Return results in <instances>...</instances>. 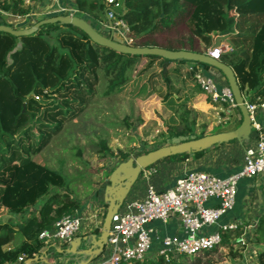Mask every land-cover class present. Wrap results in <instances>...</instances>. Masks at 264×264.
Segmentation results:
<instances>
[{"label": "trees", "instance_id": "obj_1", "mask_svg": "<svg viewBox=\"0 0 264 264\" xmlns=\"http://www.w3.org/2000/svg\"><path fill=\"white\" fill-rule=\"evenodd\" d=\"M69 1L95 29L96 22L106 21L109 6L104 0ZM119 1L124 6L119 17L127 24L134 46L206 52L216 36L225 37L229 50L219 60L233 70L243 99L251 103L264 99V0ZM32 9L33 5L21 0H0V24L15 28L14 21ZM179 23L185 31L176 45L154 40ZM53 66L63 73L56 72L49 79L46 70ZM189 66L211 68L199 62L116 52L93 43L79 28L60 22L43 24L25 36L0 31V217H8L0 221V264H14L21 255L22 264L47 251L49 245L38 239L39 232L80 209V201L67 189L65 174L50 168L41 152L89 105L99 71L107 80L108 94L116 91L130 99L146 100L151 95L159 99L162 124L154 136L159 146L220 132L217 128L207 131L205 123L197 120L200 112L188 106L198 88ZM235 109L239 119L232 129L241 121L240 110ZM99 145L104 162L108 157H117L119 162L129 157L125 152L114 154L104 141ZM206 151L175 154L158 162L195 160ZM243 230L242 224L220 229L216 247L226 248L235 258L245 245L238 241ZM248 242L264 244V214ZM212 250L169 259L155 254L120 264H201ZM256 260L264 264V248L256 250Z\"/></svg>", "mask_w": 264, "mask_h": 264}, {"label": "built area", "instance_id": "obj_2", "mask_svg": "<svg viewBox=\"0 0 264 264\" xmlns=\"http://www.w3.org/2000/svg\"><path fill=\"white\" fill-rule=\"evenodd\" d=\"M21 1L30 5L39 2L54 5L58 0ZM104 2L108 4L109 9L106 12V21L102 24L107 28L108 36L115 41L133 45L134 39L129 28L119 17L124 11L122 3L119 0ZM59 9L63 13L66 11L64 7ZM118 9L121 10L119 13ZM227 50L229 46L221 44L207 48L205 53L219 59L220 54ZM188 70L192 72L197 86L210 102L225 103L229 108L237 107L228 85L218 87L212 76L201 66H189ZM244 105L248 111L251 128L256 131V137L244 148L240 171L228 176H217L203 169H195L178 176L169 187L156 188L153 184L146 185L140 199H125L117 209L111 217L102 253L86 264H120L152 257L155 253L163 255L165 259L175 258L179 254L198 255L214 249L220 243V229H236L241 225V222L219 225V220L234 205L238 180L264 174V136L256 117L259 111H264V99L255 103L244 100ZM154 173L155 169L148 167L142 170L141 176L149 178ZM210 201L212 203L208 204ZM171 217L178 219L181 233L155 236L156 229L151 224L155 221L165 223ZM81 222V213L75 211L57 220L51 228L39 232L38 239L46 245L65 243L75 235ZM216 225L219 227L215 231H203L204 228ZM154 240L158 244L155 253ZM238 241L240 244L245 243L242 235ZM22 259L21 255L17 261Z\"/></svg>", "mask_w": 264, "mask_h": 264}, {"label": "rangeland", "instance_id": "obj_3", "mask_svg": "<svg viewBox=\"0 0 264 264\" xmlns=\"http://www.w3.org/2000/svg\"><path fill=\"white\" fill-rule=\"evenodd\" d=\"M59 7L66 8V11L61 12ZM165 7L168 9L169 3H166ZM66 14L81 15L79 11L77 12L73 8L69 0H58L54 3L53 9L50 6L46 10L33 5L32 12L14 21L13 27L16 29L27 28L40 19ZM82 18L91 24L89 18ZM184 31V25L179 23L171 29L154 36V40L160 45L173 46L176 45L177 37L183 34ZM102 33V35L108 36L106 32L102 31ZM56 68L57 66H53L52 69L46 70L49 79L56 72L63 73L61 71L63 69ZM210 69L218 73L217 69L213 67ZM98 76L99 82L96 85V94L89 105L78 118L65 124L63 130L54 136L41 152V156L50 168L60 169L65 174L68 190L74 189V185L77 183L76 180L91 179V175L101 173L102 170L103 173L101 174L107 176L104 172L107 163L111 161L114 165L119 162L117 157H108L110 159L104 162L105 157L102 156L100 141H104L106 147L114 154L125 152L129 154V157H135L139 153L142 154L146 150L159 146L154 137L162 124L156 96L151 95L146 100H139L130 99L116 91L108 94L109 87L106 78L100 71ZM223 109L225 111L217 112L218 117L214 114V111L211 112L213 117L210 115L208 119L205 116L201 117V120L204 119L201 122L205 123L207 130L213 129L215 126L224 127L230 124L229 116L220 114L226 112V104ZM76 188L81 189L78 186ZM136 198L140 199L141 197ZM6 219H8L7 216L0 217V221ZM9 220H13V218H9ZM246 242L248 241H245V244H247ZM248 244L249 247L244 245L246 252L243 251V248L241 250L243 252L240 251L235 258L229 256L230 254L226 248L218 246L207 257H203L201 264H256L255 249L252 243ZM257 246L258 248H264V244ZM155 251L153 249L154 253Z\"/></svg>", "mask_w": 264, "mask_h": 264}, {"label": "crops", "instance_id": "obj_4", "mask_svg": "<svg viewBox=\"0 0 264 264\" xmlns=\"http://www.w3.org/2000/svg\"><path fill=\"white\" fill-rule=\"evenodd\" d=\"M71 2V1H70ZM73 5V4H72ZM35 6L39 9L46 10L47 8L53 9V5H46L39 2ZM73 8L76 7L73 5ZM78 12V10L76 9ZM96 30L103 34L102 31L107 32V28L101 22H96ZM215 45H228V41L223 36H216L213 40ZM201 45V44H200ZM210 48V47H209ZM205 72L212 76L216 85L218 87L227 85V82L224 76L220 71L216 73L212 69H205ZM158 108L160 109L159 99L156 97ZM191 109L197 110L200 112V116L197 118L199 122L202 116H205L207 119L209 115L213 117L211 112L218 117L217 112L223 111L222 103H212L210 102L205 94L197 88L196 94L194 95L193 100L188 104ZM225 111V110H224ZM221 115L229 116L230 124L226 126H215L214 129H221L222 131L232 129L233 125H236L239 119V114L235 108H229L226 105V112L220 113ZM257 121L260 125V131L264 136V111H259L257 113ZM239 125V124H238ZM237 125V126H238ZM236 126V127H237ZM208 129L207 131H213ZM220 130V131H221ZM256 137V131L251 128V133L247 142H238L237 140L228 141L216 146H211L207 149L203 155L195 160H184V161H168L163 160L157 162L155 165V173L149 178H144L139 176L138 180L131 187L126 200H134L136 197L140 198L143 196L144 189L146 185L153 184L156 188H164L172 186L178 176L183 173L195 169H203L208 172H211L217 176H228L240 171L242 165V158L244 153V148L247 143H252ZM119 162H117L118 164ZM113 162H108L104 168L105 174L108 173L117 165ZM103 173V170L101 171ZM100 172L94 173L91 175L90 181L87 180H76L75 187L73 190H70L72 196L76 197L80 201V209L78 210L82 215V222L73 237L65 243L56 242L50 243L47 251H43L50 258H55L53 261L57 264H62L65 262V259L68 258L65 252L59 253V249L63 250L69 247V242L76 237L83 239L84 237H89L91 234L98 235L101 230V225L103 217L106 211V203L104 202L103 187L106 184V177ZM75 181V182H76ZM80 181V182H79ZM86 182V183H85ZM81 189H77L76 187ZM210 201L208 204H211ZM264 214V174L257 175L255 177H242L238 180L236 187V196L235 202L231 210H229L220 220V224L230 223V222H241L244 226L243 234L245 241H249L252 237V232L256 226L257 219ZM219 225L204 228V232L215 231ZM156 229L155 236H162L166 234H180V225L176 217H171L165 223L155 221L151 224ZM249 242L245 244L249 247ZM84 241L77 247L78 250L85 248ZM157 242L154 240V249H156ZM253 248L255 249L254 257L256 259V250L258 249L259 244L252 243ZM105 247V246H104ZM246 247L243 251L246 252ZM104 249V248H103ZM241 251V252H243ZM41 252V256L44 253ZM102 253V252H101ZM153 253V252H152ZM240 253V252H239ZM239 255V254H238ZM237 255V256H238ZM66 264H78L84 256L80 254H75L69 256ZM96 257V256H95ZM57 258V259H56ZM94 258V257H93ZM92 260V259H91ZM257 261V260H256ZM14 264H21L16 262ZM243 264V263H242ZM257 264V262H256Z\"/></svg>", "mask_w": 264, "mask_h": 264}, {"label": "water", "instance_id": "obj_5", "mask_svg": "<svg viewBox=\"0 0 264 264\" xmlns=\"http://www.w3.org/2000/svg\"><path fill=\"white\" fill-rule=\"evenodd\" d=\"M55 22L75 26L82 30L93 43L108 47L116 52L132 55H156L169 60L181 59L209 65L220 71L224 76L241 113V121L234 129L210 133L199 138L178 143L162 145L146 153L136 155L135 157L130 156L126 160L120 161L108 173L106 177V184L103 187L106 211L103 217L100 233L98 235L91 234L89 237H84L83 239L76 237L69 242L68 248L63 250L59 249V253L65 252L68 254V258H66L65 262L62 264H66L67 260L70 258L69 254H80L84 256V258L80 260L78 264H86L93 257L100 255L103 251L107 241L111 217L122 205L131 187L138 180L143 169L155 164L162 158L175 154H192L193 152L208 149L213 145L225 143L231 140H237L240 143L247 142L251 133V122L233 70L219 59H215L205 52H195L185 49L172 50L159 46L127 45L113 40L110 36L106 37L102 35L82 17L69 14L46 17L36 21L30 27L21 29L0 24V31L14 36H25L34 33L43 24ZM82 241L85 243V248L78 250L77 247L80 246ZM43 253V256L35 255L33 258L26 259L22 264H29L34 261H40L43 264H57L53 261L55 258H49L45 252Z\"/></svg>", "mask_w": 264, "mask_h": 264}]
</instances>
